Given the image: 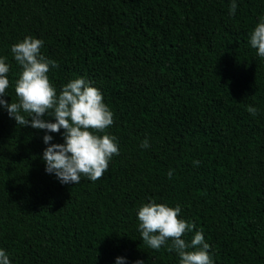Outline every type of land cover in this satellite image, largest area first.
Here are the masks:
<instances>
[{"label": "trees", "instance_id": "16d2710c", "mask_svg": "<svg viewBox=\"0 0 264 264\" xmlns=\"http://www.w3.org/2000/svg\"><path fill=\"white\" fill-rule=\"evenodd\" d=\"M231 4L0 0L3 99L17 100L11 46L41 39L57 92L78 77L102 92L119 147L101 179L62 184L45 170L46 130L0 106V249L11 264H179L142 241L137 212L153 200L181 207L195 225L182 238L202 231L214 264H264V58L249 42L264 0H236L234 15Z\"/></svg>", "mask_w": 264, "mask_h": 264}, {"label": "clouds", "instance_id": "9594fccd", "mask_svg": "<svg viewBox=\"0 0 264 264\" xmlns=\"http://www.w3.org/2000/svg\"><path fill=\"white\" fill-rule=\"evenodd\" d=\"M236 8V0H232L230 13L234 15ZM249 42L257 55L264 58V19L251 31ZM43 44L41 39L25 36L11 46V54L21 69L14 85L15 102L3 99L8 95L10 66L6 57H0V106L18 126L46 130L43 142L47 147L42 159L47 173L55 174L62 184H78L81 176L95 182L108 170L112 157L119 154L116 137L106 131L114 123V114L104 102L102 92L83 77L68 81L57 92L48 73L59 66L41 54ZM246 110L253 117L258 114L252 105ZM45 116L54 118V122L44 119ZM61 129L64 142L51 143L53 137L48 133ZM141 146L150 145L145 140ZM168 176L171 178L172 171ZM180 212L179 205L172 207L154 200L140 206L137 218L142 241L154 250L166 246L167 251L178 254L179 264H214L202 231H195L190 242L182 238L195 225L180 218ZM124 260L117 257L115 264H124ZM0 264H11L3 249ZM134 264L144 261L137 260Z\"/></svg>", "mask_w": 264, "mask_h": 264}]
</instances>
